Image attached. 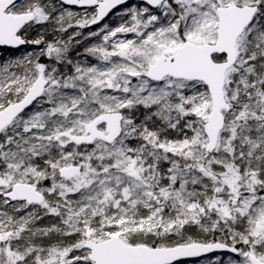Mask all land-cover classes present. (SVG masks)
Instances as JSON below:
<instances>
[{"label":"snow or ice","instance_id":"6c2138e0","mask_svg":"<svg viewBox=\"0 0 264 264\" xmlns=\"http://www.w3.org/2000/svg\"><path fill=\"white\" fill-rule=\"evenodd\" d=\"M0 264H264V0H0Z\"/></svg>","mask_w":264,"mask_h":264},{"label":"water","instance_id":"95a60500","mask_svg":"<svg viewBox=\"0 0 264 264\" xmlns=\"http://www.w3.org/2000/svg\"><path fill=\"white\" fill-rule=\"evenodd\" d=\"M95 28V26H93Z\"/></svg>","mask_w":264,"mask_h":264}]
</instances>
